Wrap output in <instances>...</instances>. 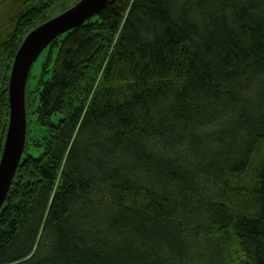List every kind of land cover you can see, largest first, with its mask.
Wrapping results in <instances>:
<instances>
[{"label":"trees","instance_id":"obj_1","mask_svg":"<svg viewBox=\"0 0 264 264\" xmlns=\"http://www.w3.org/2000/svg\"><path fill=\"white\" fill-rule=\"evenodd\" d=\"M54 1L0 0V157ZM49 47L0 264H264V0H110Z\"/></svg>","mask_w":264,"mask_h":264},{"label":"water","instance_id":"obj_2","mask_svg":"<svg viewBox=\"0 0 264 264\" xmlns=\"http://www.w3.org/2000/svg\"><path fill=\"white\" fill-rule=\"evenodd\" d=\"M110 0H79L60 15L34 28L19 47L9 78V125L0 157V212L24 156L27 143V83L34 63L59 35L97 15Z\"/></svg>","mask_w":264,"mask_h":264},{"label":"rangeland","instance_id":"obj_3","mask_svg":"<svg viewBox=\"0 0 264 264\" xmlns=\"http://www.w3.org/2000/svg\"><path fill=\"white\" fill-rule=\"evenodd\" d=\"M76 1L77 0H55L52 4V8L48 14V17L51 19L60 15L61 13L64 12L66 8L72 7ZM53 50L54 52L52 54V58L55 59L57 56L58 48ZM51 52H52L51 47H49L40 55V57L32 67L30 78L28 79V83H27V90L29 96L28 100L30 103V105L27 107V112H28L27 120H28L29 129L31 130V132L28 133V138H30V140L32 138L40 139L42 137H46L48 134V130L37 123V114L34 111L39 105V99H38L39 96L37 89L39 88L40 81L43 78L44 67L48 63ZM50 76L51 73L44 75V77H50ZM29 152L33 153L34 155H38L40 153V150L31 148Z\"/></svg>","mask_w":264,"mask_h":264}]
</instances>
